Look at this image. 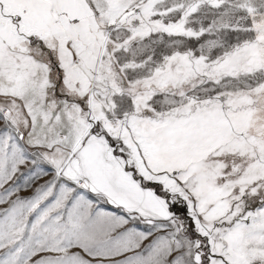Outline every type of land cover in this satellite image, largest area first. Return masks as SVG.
Returning a JSON list of instances; mask_svg holds the SVG:
<instances>
[{
	"label": "snow or ice",
	"instance_id": "snow-or-ice-1",
	"mask_svg": "<svg viewBox=\"0 0 264 264\" xmlns=\"http://www.w3.org/2000/svg\"><path fill=\"white\" fill-rule=\"evenodd\" d=\"M0 264H264V0H0Z\"/></svg>",
	"mask_w": 264,
	"mask_h": 264
}]
</instances>
